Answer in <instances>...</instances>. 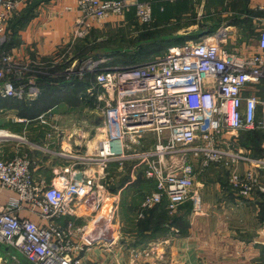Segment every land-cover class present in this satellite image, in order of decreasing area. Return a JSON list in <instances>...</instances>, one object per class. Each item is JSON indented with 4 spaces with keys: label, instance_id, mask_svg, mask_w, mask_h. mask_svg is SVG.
<instances>
[{
    "label": "built area",
    "instance_id": "1",
    "mask_svg": "<svg viewBox=\"0 0 264 264\" xmlns=\"http://www.w3.org/2000/svg\"><path fill=\"white\" fill-rule=\"evenodd\" d=\"M19 6L18 0H0V95L35 99L40 91L30 85L35 78L28 79L29 87L20 84V69L28 63L5 48L11 39L8 23ZM130 6L135 7L140 23L152 22V5L139 0H78L73 8L92 24L111 16L123 17ZM257 10L260 14L251 16L257 28L250 39L235 25L224 23L198 38L171 45L146 62L110 65L104 57L90 61L87 71L94 73L100 92H108L110 98L102 99L100 92L96 95L108 105L103 134L97 147L80 158L81 165H95L99 170L74 189L62 188L38 184L27 157L0 159V185L17 193L0 208V243L34 264H85L82 246L58 219L66 214L70 202L78 200L97 212L102 209L101 220H113L117 199L113 194L106 210L99 191L106 188V171L114 161L123 164L132 160L147 179L155 181V188L142 202L147 210L164 199L168 208L178 209L189 199L195 160L202 169L227 167V183L242 198L264 190V156L254 157L250 149H241L226 139L220 146L218 140L223 133L235 136L264 130V4ZM40 120L53 124L45 114ZM174 155L186 159L182 165L167 166V157ZM243 163L249 165L244 171L240 168ZM24 203L39 209L47 222L21 218L17 211Z\"/></svg>",
    "mask_w": 264,
    "mask_h": 264
},
{
    "label": "crops",
    "instance_id": "2",
    "mask_svg": "<svg viewBox=\"0 0 264 264\" xmlns=\"http://www.w3.org/2000/svg\"><path fill=\"white\" fill-rule=\"evenodd\" d=\"M18 1L20 6L8 23L12 37L5 48L23 63L45 64L55 59L60 48L77 40L78 36L83 39L84 32L89 34L105 26L137 19L133 6L123 17L111 16L104 22L91 24L78 9L73 8L78 0ZM139 1L152 5L153 27L182 23L176 27L171 45L179 44L174 43L179 36L188 39L201 36L202 33L195 31L198 24L193 14L201 5L218 12L223 9L229 14H240L243 19L241 15L245 11L257 13L258 6L264 4V0ZM231 24L238 28L240 34H245L237 23ZM36 98L22 104L0 103V122L10 133L4 134L8 137H0V159L27 157L33 163L38 184L74 189L99 170L95 165H81L80 158L97 147L96 144L92 148L95 138L87 137L88 132L84 130L72 133V126L68 128L69 125L55 113H48L56 104L47 110L41 109L35 103ZM43 114L53 124L43 123L40 120ZM41 123L48 130L44 137L37 136L38 126L45 129ZM51 125L55 129H51ZM237 136L224 138L241 149L254 151L251 138ZM261 145L264 148V141ZM194 162L196 174L191 196L175 213L169 212L167 199L155 209L145 211L143 198L155 188V181L144 175L137 178L134 172L132 177H127L130 172L126 166H108L105 183L118 187H113L112 192L103 188L104 191L99 193L101 203L111 201L113 194L116 197L117 211L113 220H101L103 211L100 210L97 212L99 216H91L96 208L89 205L91 209L78 200L70 202L66 214L58 219V223L82 246L80 254L84 263L264 264V190L258 189L251 197L242 198L227 183V167L211 165L202 169L198 161ZM247 166L243 163L240 168L244 171ZM261 174L264 181V171ZM16 196V192L0 185V208ZM17 213L21 218H30L41 224L47 222L39 209H34L29 203H24ZM0 262L34 264L21 252L1 243Z\"/></svg>",
    "mask_w": 264,
    "mask_h": 264
},
{
    "label": "rangeland",
    "instance_id": "3",
    "mask_svg": "<svg viewBox=\"0 0 264 264\" xmlns=\"http://www.w3.org/2000/svg\"><path fill=\"white\" fill-rule=\"evenodd\" d=\"M198 12L193 13L198 24L195 31L198 30L196 33H202L201 35L204 34L203 31L205 33L213 31L224 23H237L239 29L245 33L243 35L250 39L254 36L257 28V25L253 22L251 16L258 14V11L257 13L245 11L246 13L244 12L243 15H241L244 17L243 19L240 18V14L232 12L229 14V11H224L223 9L218 12L217 9H209L208 7H203V5L200 6ZM180 24L182 23H175L164 28H157L153 27L154 24L152 22L149 24H142L134 18L130 20V22L96 29L89 34H86L85 37L83 36L85 40L78 36L77 40L60 48L57 57L52 61L42 65H37L35 63L23 65L20 69V84L29 87L28 79H30V77L35 78L36 82L30 85L40 90L36 99H38V101H40V99L45 100V103L47 101L46 104H54V102H56V105L52 109L53 111L51 112L50 110L48 113H55L57 118L62 119L64 123L69 125L68 128L72 126V133H76L80 130L87 131V137L95 138L92 143V148L94 146L96 147L98 139L103 134L101 133L104 119L103 115L108 107L105 100L107 96L110 98V94L104 91L100 92V89L95 83L94 73L87 71L86 69L88 63L93 59H100L103 57L107 58V63L110 65H128L152 60L163 54L167 48L171 46L176 27ZM9 34L11 36L10 32ZM149 40L156 41L154 42L156 44L149 46L148 49H150V52L145 55L135 54V52L139 51L138 48ZM60 75H66V78H68L67 80L83 79V81H87L88 84L86 85H89L88 89L91 90L84 89V92H79V90L71 91L70 88V90H63L60 94H57L55 85L58 83V80L56 77ZM52 76L53 78H51ZM93 91H99L100 93H98L102 99L105 100L102 101L95 98ZM49 93L54 96L49 97ZM16 100L25 103L31 99L23 98L21 100ZM53 114L49 115L53 117ZM41 124L43 125V123ZM43 126L44 128H47L45 124ZM5 127L6 126L2 125L0 122V131L3 132L0 133V137H8L4 136V133H9L6 132L7 129ZM46 128L43 129L42 126H38L39 131L37 136L44 137V134L48 133ZM50 128L55 129L52 126ZM18 129L20 130L21 128L19 127ZM231 135V133H223L218 136L220 146H224L225 144L222 143L221 140H224V137H230ZM235 136L244 139L246 137L251 139L260 137L262 140L258 145H261L264 141V131L262 130L255 132H238ZM46 137H48V135H46ZM150 137H153V135H150ZM232 149L235 150L234 147ZM262 150H264L263 146ZM258 153H260V151H256L255 155L252 156L256 157V154L259 155ZM185 159L186 158L183 159L182 156L176 155L167 157L166 165H182ZM109 165H112V167L115 168L118 166L120 167L121 165L122 167L126 166L128 172H130V174H127V177L129 178L132 177L133 172L138 175L137 178L143 177L142 168L135 167L132 160L124 161L123 164L114 161ZM147 186L150 187V184H147ZM113 187L116 188L118 186H112V184L106 185V191L112 192ZM143 194L144 192L141 193L142 196ZM106 203L107 205H105L104 208L107 210V206L110 202L108 201ZM89 208L91 207L89 206ZM168 209L171 213H175L174 211H176V209ZM144 210L148 211L147 209ZM101 211L102 209H100V212ZM97 214L99 216V213L93 210L91 216L97 217Z\"/></svg>",
    "mask_w": 264,
    "mask_h": 264
},
{
    "label": "trees",
    "instance_id": "4",
    "mask_svg": "<svg viewBox=\"0 0 264 264\" xmlns=\"http://www.w3.org/2000/svg\"><path fill=\"white\" fill-rule=\"evenodd\" d=\"M187 39L188 38H185L184 36H179V37L176 38L177 41L175 40V42L180 43V42H184ZM83 40H85V38H83ZM152 40H154V39H152ZM152 40L146 41V43L142 44L138 48L139 51L135 52V54H137V55L144 54L145 55L146 53L150 52V49H148L149 46L156 44V43H154L156 41H152ZM88 77H90V76H88ZM51 78H53V76ZM56 78L58 80V83L55 85L57 94H60L63 90H70V88H71V91L72 90H74V91L79 90V92H84V89H87L88 90V88H89V85H86V84H88L87 81H83V79H81V80H79V79L67 80L68 78H66V75H60V76H57ZM51 80H55V79H51ZM98 92L99 91H93V94H94L95 98H96V95L98 94ZM50 96H54V95H52V94L49 93V97ZM11 99H13V98H4V97H2L0 95V103H7V104L8 103L9 104H20V103L22 104V103H24V102H18V100H16V99H13V100H11ZM8 100H11V101H8ZM35 101H36L35 103H38V105L41 106V109H46V110L49 107H52L54 104H56V102H54V104L53 103L52 104H46L47 101L45 103V100H41V99H40V101H38V99H36ZM27 102H29V101H27ZM255 131H258V130L245 131V132H255ZM262 131H264V130H262ZM261 140H262V138L260 139V137L252 138L251 139V141L253 142V145L252 146L256 149V151H260V153H258L259 155L256 154V157H263L264 156V150H262V145H258V143L260 144ZM254 148H253V150H254L253 153L255 155L256 151H255ZM160 204H158V205H160ZM158 205H156L152 209H155ZM152 209H150V210H152Z\"/></svg>",
    "mask_w": 264,
    "mask_h": 264
},
{
    "label": "bare ground",
    "instance_id": "5",
    "mask_svg": "<svg viewBox=\"0 0 264 264\" xmlns=\"http://www.w3.org/2000/svg\"><path fill=\"white\" fill-rule=\"evenodd\" d=\"M0 133H3L2 131H0ZM5 134V133H4Z\"/></svg>",
    "mask_w": 264,
    "mask_h": 264
}]
</instances>
